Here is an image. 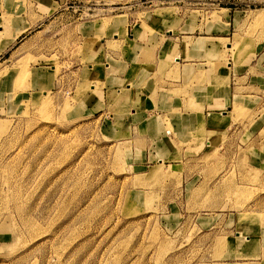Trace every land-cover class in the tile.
Masks as SVG:
<instances>
[{
	"label": "rangeland",
	"instance_id": "1",
	"mask_svg": "<svg viewBox=\"0 0 264 264\" xmlns=\"http://www.w3.org/2000/svg\"><path fill=\"white\" fill-rule=\"evenodd\" d=\"M30 1L0 9L27 27L0 52V264L264 262V0ZM104 45L170 61L192 46L257 87L209 115V148L157 140L145 158L127 94L84 101Z\"/></svg>",
	"mask_w": 264,
	"mask_h": 264
},
{
	"label": "crops",
	"instance_id": "2",
	"mask_svg": "<svg viewBox=\"0 0 264 264\" xmlns=\"http://www.w3.org/2000/svg\"><path fill=\"white\" fill-rule=\"evenodd\" d=\"M52 2L54 1L38 0L36 3L34 0L33 2L30 1V4L41 7L47 3L51 6L50 3ZM5 5L7 4L4 0H0V9L6 8ZM3 9L1 13L5 12ZM0 24V34L2 35L4 32V36L0 38L1 52L10 49V38H15V31L18 27L15 24L12 27L3 26L2 19ZM26 28L24 26L22 29L25 30ZM20 29L18 28V30ZM22 29L21 31H23ZM128 40L134 45V38ZM123 42L125 43V40ZM136 43L140 44L139 42ZM104 49L105 45L101 52V55L104 54L102 55L104 61L99 63L100 68H102L101 70L99 68L98 77L91 78L90 72L81 75L83 83L85 80L91 79L89 81H92L90 84L92 91L95 85L98 86L97 92H90L84 101H88L91 110H102L107 108V103L114 101L116 97L127 94L123 111L127 108L130 110L128 125L132 130L131 135L137 132L143 136L140 140L143 139V142L147 144V147L143 148L144 151L141 150L145 158H149L150 155L155 156V148L152 147L151 151L150 144L157 140L164 144L165 148L169 143V148H173L174 151L178 150L175 145L180 143L189 144L190 148H194L201 141L204 143V150L209 148L207 143L209 141H203V131H207L209 115L225 117L223 107L228 106L235 96H251L252 94L245 92V88L257 87L253 84L248 86L237 85L236 83L243 77L234 76V72L230 68L224 69L223 73L221 71L214 73L212 67L207 64L205 57L202 55L189 56V53L195 51L192 46L183 53L178 48L179 55L174 57V61L168 60L165 55L157 58L149 57L150 54L138 56L139 51L134 55L129 54L127 56H124L122 52L119 54L115 52L113 53L114 56L110 57L107 52L111 51L106 50L105 52ZM146 49L147 53H152L151 47H146ZM171 50L173 47L166 49L167 53ZM101 55L98 57L100 58ZM259 60L260 56L257 58V64ZM256 66H253V69L257 68ZM218 75L224 80L221 85H217ZM77 82H80L78 78L76 79ZM231 83L236 85L231 86ZM123 88L126 91H123ZM134 88L137 90L131 97L129 91ZM94 93L97 94L94 96ZM222 121V126L227 123ZM164 127L171 128L169 135H165L166 129L163 130ZM164 136L167 137L166 140L162 139ZM152 137L155 138L151 139ZM185 151V147L179 148L181 155ZM163 156L168 157L169 155L163 154ZM253 263L264 264L262 261H253Z\"/></svg>",
	"mask_w": 264,
	"mask_h": 264
}]
</instances>
